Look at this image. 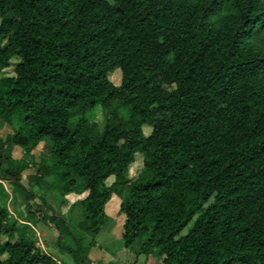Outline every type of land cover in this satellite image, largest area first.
<instances>
[{"label": "trees", "instance_id": "obj_1", "mask_svg": "<svg viewBox=\"0 0 264 264\" xmlns=\"http://www.w3.org/2000/svg\"><path fill=\"white\" fill-rule=\"evenodd\" d=\"M97 107L101 130L88 119ZM0 121L12 130L0 180L71 264H89L113 196L124 247L142 239L139 255L264 264V0H0ZM42 143L49 160L29 186L63 205L86 194L75 230L20 185L29 165L13 147L29 157ZM0 264L62 263L0 205Z\"/></svg>", "mask_w": 264, "mask_h": 264}, {"label": "crops", "instance_id": "obj_2", "mask_svg": "<svg viewBox=\"0 0 264 264\" xmlns=\"http://www.w3.org/2000/svg\"><path fill=\"white\" fill-rule=\"evenodd\" d=\"M6 127L8 126L0 121V139L2 140H4L8 135L11 134L6 131L7 129ZM4 133L6 134L4 135ZM40 145L30 154L29 157L31 159L34 157L35 152L39 150ZM19 154H21L19 159H16V155ZM12 158L20 164H26L25 160L28 158V156H25L24 151L20 147L15 146L12 149ZM32 161L33 162L29 165V168L26 169L21 174L20 185L25 190L29 189L30 187L29 179L30 177L35 175V165L39 164L36 158H34V160ZM0 184L5 189L6 192L5 199L9 195L10 198L12 199L13 197H15L16 199H18V201L20 200V203L17 202L15 204V207L13 206L11 208L12 211H14L16 214L10 212V215L14 219H17L20 224L29 226L35 232L37 245L43 250V252L52 256V258L57 262H60L62 264H71L70 257L66 254L60 253L59 250L55 248V244H54L56 239L55 235L47 233L46 231L39 232L37 228L33 227V225L27 221L28 219H26L25 215L23 214L25 207L21 203L22 200L19 197L20 196L18 194L19 192L18 193L15 192L14 195H11L7 189V185H9L10 188L15 189L14 186H12L9 182L3 180H0ZM71 197H77V195H71ZM85 197L86 194H83L78 199L83 200ZM66 200L69 201V196L66 198ZM111 202L112 205H110ZM69 204L70 205L66 207L67 211L70 210L71 208L70 206L72 205V203L69 202ZM119 205H120V199L113 196L111 200L108 202V204L105 206L104 211L107 217V221L95 239V246L89 249L86 253L89 264H161L160 259L156 257L141 258L142 255H139V250L141 245L139 246V248L136 249V251L133 254L131 252V248L127 249L124 247L122 240V226L124 222L123 217L120 216V227L117 228L118 224L115 225L116 216L119 210ZM17 215L22 216L21 220L17 218ZM48 236L52 237L54 241L53 244H49V243L43 244L41 239L42 238L45 239Z\"/></svg>", "mask_w": 264, "mask_h": 264}, {"label": "rangeland", "instance_id": "obj_3", "mask_svg": "<svg viewBox=\"0 0 264 264\" xmlns=\"http://www.w3.org/2000/svg\"><path fill=\"white\" fill-rule=\"evenodd\" d=\"M107 1L108 3H111V0H105ZM11 73V71H9ZM109 81L114 85V86H119L120 83H121V73L119 70H115L112 74H110L109 76ZM88 119L91 123H95L98 128L101 130L104 126V123H105V116L102 112V110L97 107L93 112H91L89 115H88ZM6 131L8 133H12V130L11 128L8 126L6 127ZM150 128L149 127H144L143 128V133L145 136H148L150 134ZM6 133H4L5 135ZM21 154L19 155H16V159H19ZM34 158L37 159L38 162H40L41 160H49V157H48V151H47V148L46 146L42 143L39 147V150L37 152H35V155L34 157L31 159L30 157H28L25 162L26 164L30 165L34 160ZM143 168V158L140 154H137L135 156V161L134 163L129 167L128 169V172H127V179L130 180V181H134L138 175L140 174L141 170ZM48 181H50V179H48ZM113 179L110 178L108 181H107V185H110L112 183ZM15 189L13 188H10L9 185H7V189L9 191V193L11 195H14V193H18L21 198V203L23 204L24 207L27 206V201L26 199L23 197V193L20 191V189H18L17 187H14ZM28 191L34 196L35 200H37L38 203L40 202H44V211L43 213L46 214V212L49 210V211H52L54 212L57 216H62L64 217V219L68 222V224L75 230V227L77 225V223L81 220V209L78 207V206H74V204H76V202H79L80 199V196L81 195H77V197H71L69 196V201L66 202L65 205H63L61 202H60V198L58 196V194L56 192H49L45 189H38V188H35V187H29ZM21 193V194H20ZM115 197V196H114ZM77 200V201H75ZM20 203V200L18 201V199H16L15 197L10 198V196L8 195V197L6 199H3L0 201V205H2L4 208H6L9 212L13 213V214H16L14 211H12V207L14 206L15 207V204L16 203ZM69 202L72 203L70 210L67 211V206L70 205ZM110 205H112V202L110 203ZM32 207H35V205L31 204ZM34 212V210L32 211ZM24 214V213H23ZM36 218H42L41 215H35L33 214ZM17 218H19V215H17ZM118 224V227H120V215L119 213H117V216H116V221H115V225ZM37 230L39 232L45 230V228H42V229H38ZM105 230V229H104ZM187 230L184 232L186 233ZM49 233V232H47ZM75 233L77 235H80L79 232L75 231ZM42 238V237H41ZM39 239V238H37ZM43 244L45 243H49V244H53L54 241L52 239L51 236H48L46 237L45 239H41ZM91 238L90 237H84L83 239V246L86 248L90 242H91ZM142 244V239H138L134 245L131 247V252L132 254L136 251L137 248H139V246ZM141 258H144V256H142Z\"/></svg>", "mask_w": 264, "mask_h": 264}]
</instances>
